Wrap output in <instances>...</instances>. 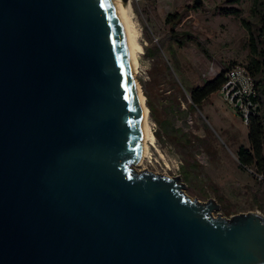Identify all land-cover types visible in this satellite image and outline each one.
Masks as SVG:
<instances>
[{
	"label": "water",
	"instance_id": "obj_1",
	"mask_svg": "<svg viewBox=\"0 0 264 264\" xmlns=\"http://www.w3.org/2000/svg\"><path fill=\"white\" fill-rule=\"evenodd\" d=\"M123 23L115 0H0V264H264V213L134 168Z\"/></svg>",
	"mask_w": 264,
	"mask_h": 264
},
{
	"label": "rangeland",
	"instance_id": "obj_2",
	"mask_svg": "<svg viewBox=\"0 0 264 264\" xmlns=\"http://www.w3.org/2000/svg\"><path fill=\"white\" fill-rule=\"evenodd\" d=\"M128 1L141 46L135 77L150 115L149 152L134 168L179 175L191 197L218 202L213 215L264 213V179L238 156V148L250 143L243 115L221 89L201 105H189L183 85L202 83L227 65H245L249 32L242 18L256 25L264 2L252 10L253 0ZM229 4H239L241 13L223 11L222 5ZM175 10L183 11L175 24L183 43L169 33L166 17ZM261 98L264 108V92Z\"/></svg>",
	"mask_w": 264,
	"mask_h": 264
},
{
	"label": "trees",
	"instance_id": "obj_3",
	"mask_svg": "<svg viewBox=\"0 0 264 264\" xmlns=\"http://www.w3.org/2000/svg\"><path fill=\"white\" fill-rule=\"evenodd\" d=\"M234 1L239 2L240 0ZM261 2H264V0H253L254 6L252 10H255V5H260ZM222 10L234 14L241 13L239 4L222 5ZM182 15L183 11L175 10L169 12L166 18L171 22L169 26L170 35L183 43L184 40L178 36V28L175 27L176 22ZM242 20L247 24L249 32L248 45L250 52L245 66L253 77L256 90L255 96L259 103L255 111L249 114L248 139L250 143L247 146L241 145L238 148V156L242 163L254 164L258 174L264 179V108L262 107L263 99L261 98V93L264 92V12L260 13L256 25H252L248 18L243 17ZM255 29H257L256 32ZM230 66L227 65L222 68L214 76L208 77L202 83L188 85L182 80L190 95L191 101H189V105H201L207 96L220 89L225 81V69Z\"/></svg>",
	"mask_w": 264,
	"mask_h": 264
},
{
	"label": "built area",
	"instance_id": "obj_4",
	"mask_svg": "<svg viewBox=\"0 0 264 264\" xmlns=\"http://www.w3.org/2000/svg\"><path fill=\"white\" fill-rule=\"evenodd\" d=\"M221 90H226L232 105L243 115L248 124L249 114L254 112L258 99L253 77L245 65L234 64L225 69V81Z\"/></svg>",
	"mask_w": 264,
	"mask_h": 264
},
{
	"label": "bare ground",
	"instance_id": "obj_5",
	"mask_svg": "<svg viewBox=\"0 0 264 264\" xmlns=\"http://www.w3.org/2000/svg\"><path fill=\"white\" fill-rule=\"evenodd\" d=\"M117 6L120 8L123 17H124V32L126 34V39L130 48V59H131V66L133 68V75L135 77L138 67V58L137 52L141 50L140 44L137 42L135 33H134V25L132 22L133 17V10L130 2L128 0H115ZM136 78V77H135ZM137 81V80H136ZM137 90L138 95L142 104V111L141 116L143 120V128H144V153L143 156H146L149 152V144L148 141L150 139V115H149V108L146 104L145 96L142 93L140 84L137 81Z\"/></svg>",
	"mask_w": 264,
	"mask_h": 264
}]
</instances>
